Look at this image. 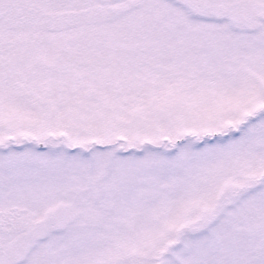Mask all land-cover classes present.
Returning a JSON list of instances; mask_svg holds the SVG:
<instances>
[{
	"label": "snow or ice",
	"instance_id": "6c2138e0",
	"mask_svg": "<svg viewBox=\"0 0 264 264\" xmlns=\"http://www.w3.org/2000/svg\"><path fill=\"white\" fill-rule=\"evenodd\" d=\"M0 264H264V0H0Z\"/></svg>",
	"mask_w": 264,
	"mask_h": 264
}]
</instances>
